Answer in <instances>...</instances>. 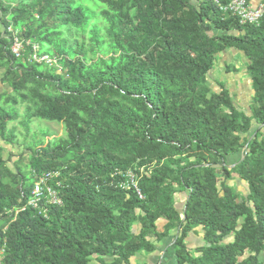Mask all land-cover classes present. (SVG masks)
<instances>
[{
  "label": "trees",
  "instance_id": "trees-1",
  "mask_svg": "<svg viewBox=\"0 0 264 264\" xmlns=\"http://www.w3.org/2000/svg\"><path fill=\"white\" fill-rule=\"evenodd\" d=\"M31 45L55 65L29 61ZM228 50L246 61L249 113L206 85ZM0 70L4 145L19 118L27 135L32 120L64 130L30 136L25 172L0 146V264H131L169 239L168 264H264V17L240 26L212 0H0ZM48 171L61 206L34 210Z\"/></svg>",
  "mask_w": 264,
  "mask_h": 264
},
{
  "label": "rangeland",
  "instance_id": "rangeland-1",
  "mask_svg": "<svg viewBox=\"0 0 264 264\" xmlns=\"http://www.w3.org/2000/svg\"><path fill=\"white\" fill-rule=\"evenodd\" d=\"M246 61L243 56L237 52L228 50L221 54L211 73L207 76L206 85L213 92L218 93L219 84H225L229 90L233 103L238 111L249 113L250 99L252 96V90L250 87V80L244 72ZM0 70V78L2 75ZM4 91H8L7 86L0 83V94ZM2 101H0L1 103ZM19 114L22 113L21 107L18 108ZM21 118L7 124V129L13 130L15 136V144L11 146L9 144H3L0 141V146L4 148L3 158L7 160V166L11 175L16 172V169L21 171H27L28 155L29 152L25 150V146L30 142V136H35L36 140L42 141V147L49 141L64 137L63 126L60 123H50L46 121L32 120L29 124V135L26 134L23 127L20 125ZM45 134V136H42ZM230 164V162H229ZM232 166H229L231 169ZM11 175L5 177L4 182H8ZM219 180L220 177H218ZM228 185L234 188L240 195H246V187L241 183L236 176H233L232 180L228 182ZM185 200V194L176 193L174 201L178 209H182L183 202ZM193 237V236H192ZM172 239L167 241L168 246H163L160 243L157 247V251L150 255H135L131 259V264H168L163 262L165 259V251L170 247ZM196 246V237L191 238L188 241V247L192 248ZM91 264H98L95 261ZM171 264V262L169 263Z\"/></svg>",
  "mask_w": 264,
  "mask_h": 264
},
{
  "label": "built area",
  "instance_id": "built-area-1",
  "mask_svg": "<svg viewBox=\"0 0 264 264\" xmlns=\"http://www.w3.org/2000/svg\"><path fill=\"white\" fill-rule=\"evenodd\" d=\"M212 2L220 13L236 18L240 26L256 25L264 17L263 0H212ZM28 45V42L20 40L16 34L13 33L9 51L14 58L19 59L23 56L25 47ZM31 47L32 53L29 56V61L36 64L44 63L48 67L55 65V59L47 55H38L36 53L37 47L34 45H31ZM57 177L58 173L56 171L41 173L36 180L32 182L26 205L34 210H38L42 206H61V201L57 196V192L52 185L49 184L50 181ZM125 178L128 185L132 186L135 190L138 199L142 200L143 197L140 195L135 185L134 175L128 172ZM58 185L59 183H56V186ZM128 185H122V188L127 189Z\"/></svg>",
  "mask_w": 264,
  "mask_h": 264
},
{
  "label": "crops",
  "instance_id": "crops-1",
  "mask_svg": "<svg viewBox=\"0 0 264 264\" xmlns=\"http://www.w3.org/2000/svg\"><path fill=\"white\" fill-rule=\"evenodd\" d=\"M193 237H196V236H194V235H192ZM192 236H190V238L188 239V241L191 239V238H193ZM201 239H200V237H196V246H198V245H201ZM166 245V246H165ZM163 246H165V247H167L168 246V244H167V242L166 243H164V245Z\"/></svg>",
  "mask_w": 264,
  "mask_h": 264
}]
</instances>
